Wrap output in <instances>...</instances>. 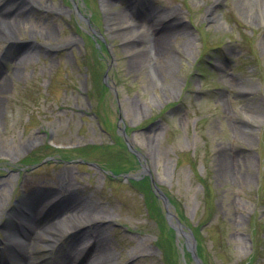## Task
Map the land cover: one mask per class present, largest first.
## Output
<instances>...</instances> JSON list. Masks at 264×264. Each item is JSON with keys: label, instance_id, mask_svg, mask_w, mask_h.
I'll use <instances>...</instances> for the list:
<instances>
[{"label": "rangeland", "instance_id": "374dc122", "mask_svg": "<svg viewBox=\"0 0 264 264\" xmlns=\"http://www.w3.org/2000/svg\"><path fill=\"white\" fill-rule=\"evenodd\" d=\"M36 1L14 48L0 39V241L2 223L29 216L19 203L38 191L51 195L43 203L64 196L88 220L102 219L56 245L74 234L84 263L96 238L109 264H195L156 187L207 264H264V22L247 15L253 4ZM212 8L225 27L210 19ZM147 9L152 20L169 16L163 25L180 23V33L158 41ZM107 70L118 98L104 86ZM54 257L59 263L48 251L37 260Z\"/></svg>", "mask_w": 264, "mask_h": 264}, {"label": "bare ground", "instance_id": "6f19581e", "mask_svg": "<svg viewBox=\"0 0 264 264\" xmlns=\"http://www.w3.org/2000/svg\"><path fill=\"white\" fill-rule=\"evenodd\" d=\"M247 1H249L250 5L253 4V7L250 6L248 9L249 11H247V15L250 18L255 17V19H260L264 22V0H253V2H251V0ZM243 4V2H237L239 10L242 9L244 6ZM255 4L258 14L255 12ZM37 5L38 3L36 0H21L19 2L5 0L2 3L0 2V39L4 41H12L8 49H13L15 46L13 42L16 38L15 36L18 30V24H20L22 20H26L31 16ZM139 18H141L139 22L143 26L146 16L141 14ZM168 18L169 16H165L163 19L158 17L156 19L154 18V26L158 28V35H161L158 41H165L167 39L169 40L176 34L180 33L175 32L179 29L180 23L176 24L175 26L168 24L162 25L163 23H166ZM210 19L213 22L219 24L221 27L226 26L214 8H212L210 12ZM237 21H239L238 18ZM132 22L135 23L136 21L131 19V23ZM240 23V21L237 23L238 26ZM248 25L251 26L250 24ZM240 26L242 28H246L247 25L242 24ZM132 29V32H129L130 35L127 37L131 40L136 38L138 26L137 29ZM262 40V44L264 45V37ZM17 59V62H20L23 57L19 56ZM49 195L50 194L48 193L43 194L38 191L30 193L29 195L25 196V198H23L18 207L22 208L23 210L27 209L31 214L28 216L21 213L20 215L13 216L11 220H7L6 222L2 223V228H4L3 230L6 233V237L3 241H0V246H3V249L0 247V264H45L37 260V257L39 256L38 254L41 252L45 253L47 250L52 252L55 250L57 243H60L65 239V235L76 231L75 229L83 227L87 223H93L97 220H102L98 218H94V220L91 221L88 220L90 219V216H88V214L83 210L80 211V202H72L71 198L57 196L55 197L56 199L51 200V202L43 203V200ZM54 200L58 201L53 203L52 201ZM36 208L42 210L41 213L37 214L36 210L34 211ZM47 214L50 215L49 218V215ZM51 217L52 219L50 220ZM19 225L22 229L21 233L17 235V233H15V229ZM18 230L20 231V229ZM68 237V242L66 240L64 241L65 246L63 245L56 251V254L60 257V260L62 259V262L66 261V264H80L81 261L83 264H93L95 260L97 262L100 261L102 264H109L110 257L107 254L104 248V242L101 239L97 241L95 238V241L89 248L95 256L94 260L91 258L90 261L84 263L86 260L84 259L85 256L80 251V249H77L78 246H80V242L78 243L74 234L71 236L69 235ZM13 240L17 242V244L15 243L17 245L15 250L10 246V243L14 242ZM56 263L58 264V262ZM59 264L62 263L59 261Z\"/></svg>", "mask_w": 264, "mask_h": 264}, {"label": "water", "instance_id": "95a60500", "mask_svg": "<svg viewBox=\"0 0 264 264\" xmlns=\"http://www.w3.org/2000/svg\"><path fill=\"white\" fill-rule=\"evenodd\" d=\"M157 191L163 200L164 207H165L166 213H167V219H168V221H171V219H172V217H174V215L172 213H170V211H169L170 202L160 190L157 189ZM177 224H178V226H173V227L186 238L187 249L192 254L194 261L196 262V264H203L200 261L198 255L196 253V240L193 236V233L192 232H185L183 230L182 224L178 221V219H177Z\"/></svg>", "mask_w": 264, "mask_h": 264}, {"label": "trees", "instance_id": "16d2710c", "mask_svg": "<svg viewBox=\"0 0 264 264\" xmlns=\"http://www.w3.org/2000/svg\"><path fill=\"white\" fill-rule=\"evenodd\" d=\"M132 184H140V185H142V184H146V181L145 180H143V181H138V180H131L130 181ZM146 206H147V209H148V212H151V210L153 209V207H154V204L152 203V202H148V198H147V204H146ZM164 222V221H163ZM201 256V255H200ZM202 257V256H201ZM203 258V257H202ZM204 259V258H203ZM204 261L206 262V264H207V260H205L204 259Z\"/></svg>", "mask_w": 264, "mask_h": 264}]
</instances>
